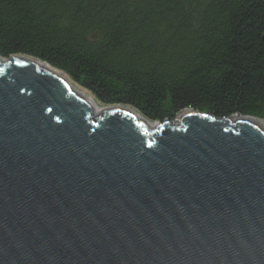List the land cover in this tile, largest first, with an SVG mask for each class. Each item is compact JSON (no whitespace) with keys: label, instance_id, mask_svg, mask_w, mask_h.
<instances>
[{"label":"water","instance_id":"water-1","mask_svg":"<svg viewBox=\"0 0 264 264\" xmlns=\"http://www.w3.org/2000/svg\"><path fill=\"white\" fill-rule=\"evenodd\" d=\"M72 85L0 55V264H264L262 120L152 122Z\"/></svg>","mask_w":264,"mask_h":264},{"label":"trees","instance_id":"trees-1","mask_svg":"<svg viewBox=\"0 0 264 264\" xmlns=\"http://www.w3.org/2000/svg\"><path fill=\"white\" fill-rule=\"evenodd\" d=\"M0 55L152 122L186 109L264 122V0H0Z\"/></svg>","mask_w":264,"mask_h":264},{"label":"bare ground","instance_id":"bare-ground-1","mask_svg":"<svg viewBox=\"0 0 264 264\" xmlns=\"http://www.w3.org/2000/svg\"><path fill=\"white\" fill-rule=\"evenodd\" d=\"M76 87L74 86V85H72V87H71V89L73 90V91H75L76 89H75ZM93 113L95 114V115H100L101 114V111H99V110H93ZM139 120V119H138ZM235 121V120H234ZM139 122H141L140 120H139ZM153 129H155V128H153ZM150 130H152V129H150Z\"/></svg>","mask_w":264,"mask_h":264}]
</instances>
